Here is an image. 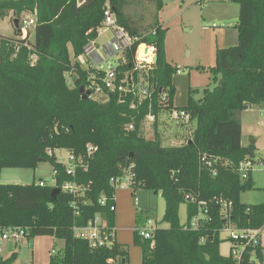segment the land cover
<instances>
[{"label": "trees", "instance_id": "16d2710c", "mask_svg": "<svg viewBox=\"0 0 264 264\" xmlns=\"http://www.w3.org/2000/svg\"><path fill=\"white\" fill-rule=\"evenodd\" d=\"M135 1L0 0V21L9 14L19 23L22 15L36 17L30 32L34 37L31 50L15 46L20 24L19 29L15 27V38L0 37V172L7 168L35 170L43 163L51 164L57 172L54 187H40L35 182L0 184V229L23 228L28 238L64 241L62 256H52L50 264H128L124 245L93 249L76 238L73 229L85 227L97 215L114 222L109 206L116 189L110 181L133 166L132 188L161 193L166 204L163 221L168 224L167 229H157L151 240L135 232L141 264H235L231 256L220 253V233L227 221L214 199L232 203L230 222L237 229L264 225V202L246 205L241 201L242 193L254 189L252 174L243 181L236 171L242 161L255 157V145H242L237 115L264 102V0H229L240 9L238 44L217 50L213 89H205L199 100L190 92L181 109L191 114L196 129L192 139L180 147L164 146L156 127L153 140L142 132L150 113L158 117L163 110L175 108L173 79L177 69L166 60L165 32L157 21L144 28L130 16ZM145 1L156 2L157 12L163 8L162 0ZM107 3L116 9L119 24L132 35L143 37L156 31L155 36L142 39L157 46L151 108L147 102L139 105L132 96L114 94L83 100L80 94L81 86L88 87L80 57L97 39ZM163 95L165 102L161 101ZM128 125L134 130L129 131ZM88 145L98 149L90 157ZM61 149L86 159L87 168L67 175L65 165L55 155ZM203 156L217 162L216 177L202 165ZM66 182L86 186L85 197L63 192ZM54 189L59 193L53 198ZM103 196L106 206L99 203ZM202 203H206L211 221L201 230H191L190 222ZM184 204L187 222L181 225L179 214ZM263 253L260 245L249 247L240 264L262 263ZM15 258L14 253L0 264H12Z\"/></svg>", "mask_w": 264, "mask_h": 264}, {"label": "rangeland", "instance_id": "374dc122", "mask_svg": "<svg viewBox=\"0 0 264 264\" xmlns=\"http://www.w3.org/2000/svg\"><path fill=\"white\" fill-rule=\"evenodd\" d=\"M162 3L165 8L163 14L165 12L166 20V25L163 27L165 45H168V56L171 64L168 63L174 69H184V72L182 75L176 74L174 76L173 84L176 87L175 109L171 111L163 110L160 113L159 124L161 126L159 128L161 132L166 130L169 133L170 138L168 141L172 140L169 142L171 144H168L166 140L164 141L166 147H180L192 139L196 123L192 121L189 124H185L175 119L174 114L177 110L179 111V109L186 106L191 94L190 91H197L191 94L193 99L199 100L203 98L204 90L210 84L209 77L214 76L212 68L215 64L212 61L213 55L210 57L208 54V44L212 39V34L220 31V29L214 30L213 24L225 26L232 23L234 25L232 31L237 33L238 16H234L225 25H222V21L218 19V12L215 9L216 5L230 3L229 0L222 2L214 0H162ZM156 4V2L137 0L129 10L130 16L134 22H138L144 28H150L157 21ZM232 5L238 8L236 4ZM183 7L187 8L184 24H182L179 17L180 9ZM15 19L12 14H9L4 20L0 21V37L15 38ZM23 19H33L36 21L35 15L32 14L22 15L20 20ZM32 30L33 28L31 27L30 32ZM111 36L110 32H106L99 37L96 41L97 47L103 46L107 39H111ZM210 64H213V67H210ZM193 72L195 73L192 75L193 83H189L190 74ZM213 87L214 83H211L208 89L211 90ZM237 119L242 127L243 146L247 147L252 145V143L255 145V167L252 172L254 189L242 193L241 201L246 205L261 204L264 202V102L249 110L240 112L237 115ZM154 127L155 125L150 122H143L142 132L148 140L154 139ZM55 155L58 162L68 165V157L70 155L68 150H56ZM260 164L262 165L260 166ZM53 173V167L49 163L40 164L35 170L7 168L0 172V183L4 185H31L34 182L39 183L40 181H44L48 186L54 187ZM121 185H126V183L123 182ZM121 185L116 194V202L122 199L124 193L126 194V201L124 204L125 208H123L124 206L121 207L122 204L117 206L119 216L122 212V217L116 226L119 230L118 243L124 245L128 250V264H141L142 252L141 248L134 243V228H136L135 226L142 227L147 221H152L158 229H167L168 224L163 221L166 208L165 200L161 193L155 195L154 192L143 188L132 190L127 189L129 186L125 187V189ZM124 190L128 191L124 192ZM135 200H138L137 205L135 204ZM135 217L137 218L136 225H134ZM179 217L181 225H185L187 222V206L185 204L180 208ZM34 239L23 238L16 245L5 243L2 246L1 257L6 260L15 253L16 258L12 264H43L42 260L46 259L49 253L57 258L62 256L65 246L64 241L56 240L51 248H48L46 244H42L35 251L33 246H31ZM220 239L222 241L220 253L224 257H229L232 247L229 233L225 230L221 231ZM261 244L264 247V231L261 234ZM8 245L13 247V251H10V254L7 253ZM52 251H55V255L52 254ZM256 264H264V260L262 263L256 260Z\"/></svg>", "mask_w": 264, "mask_h": 264}, {"label": "built area", "instance_id": "2783aa9c", "mask_svg": "<svg viewBox=\"0 0 264 264\" xmlns=\"http://www.w3.org/2000/svg\"><path fill=\"white\" fill-rule=\"evenodd\" d=\"M19 24L20 36L15 46L17 50L21 45L31 50L30 42L33 35L30 33V29L31 27L34 28L35 21L33 19H23L20 20ZM225 27L231 28L233 25L221 26V28ZM213 28L217 29L219 26L213 24ZM106 32L112 34L111 39H107L103 46L97 47V39ZM149 35L155 36L156 31L145 34L143 37ZM143 37L132 35L125 27L121 26L114 9L109 3L106 4L102 24L97 29V39L85 47L84 53L80 57V61L87 75L88 87L86 89L91 91V96L96 98H108L110 94L112 96L117 94L118 97L132 96L138 101L139 105L147 102L150 108L153 106L154 88L151 83V75L157 64L155 63L157 48L155 45L143 42ZM127 67L128 70H123ZM176 74H182V70L177 69ZM161 101H166V95L162 96ZM132 107H135V104ZM174 118L185 124L192 122L191 114L184 109L177 110ZM145 121L155 124L157 117L150 113ZM127 129L132 131L134 130V126L128 125ZM97 150L96 147L88 145L87 157L92 156ZM201 163L210 172L212 177L218 175L217 162L214 159L203 156ZM254 167V158H247L238 165L236 171L241 180L246 181L249 179L250 174H252ZM65 168L67 175L74 176L78 168H87L86 159L82 157L77 158L73 154H70L68 157V165H65ZM132 169L133 166L127 169V172L122 176L112 178L110 181V184L116 189V193L112 198V204L109 206V210L114 214L117 211L116 194L120 185L125 182L126 185H121V187L125 188L129 186L127 189L133 190L134 173ZM56 174L57 172H54V177ZM38 184L40 187L47 186L44 181H40ZM61 190L75 198H84L87 187L73 182H66L62 185ZM189 199L187 196L186 200L189 201ZM214 202L220 207L221 213L227 221L223 230L229 233V240L232 243L230 256L235 261V264H240L243 253L247 248L261 246V234L264 231V225L259 229L239 230L230 222L232 203L217 197L214 199ZM99 203L101 206H106L107 198L103 196ZM135 204H138V200H135ZM199 206V213L193 217L189 225V229L194 231L203 229L211 221L206 203H202ZM157 229L152 221H147L142 227L136 228V233L144 240H151ZM73 231L76 238L87 242L93 249H112L117 243V228L115 223L108 221L102 215H97L85 227H75ZM23 238H28V231L26 229L11 227L0 229V260L2 259L1 246L3 243H19ZM52 254L55 255V251H52ZM109 262L112 263L113 260Z\"/></svg>", "mask_w": 264, "mask_h": 264}, {"label": "crops", "instance_id": "0c3cea01", "mask_svg": "<svg viewBox=\"0 0 264 264\" xmlns=\"http://www.w3.org/2000/svg\"><path fill=\"white\" fill-rule=\"evenodd\" d=\"M202 1H205V0H202ZM214 1L222 2V1H225V0H214ZM232 4H235V3H231V2L230 3H222V4L220 3L219 5H216L215 9H217L218 19L222 21V23H223L222 25H225V23L227 21H229L230 19L234 18V16L235 17L238 16V19H239V10H240L239 6L236 4L238 6V8H236ZM164 9L165 8L163 7L160 11L157 12V15H158L157 16V24L161 27L162 30H163L164 25H166L165 12L163 14ZM186 10H187V8H185V7L180 9L179 17L181 19L182 24H184V16L186 14ZM229 24H232V23H229ZM232 28H234V25L231 28H229V27L228 28H226V27L225 28H221V26H219V28L214 29V30L220 29V31L214 32L212 34V39H211V41L208 44V54L210 55V57L213 55L212 61H214V64H215V56H216L217 50L230 48V47H233V46L238 44V31H237V33H235L234 31H232ZM210 45H211V47H210ZM165 51H166V57L168 58L167 62H169L171 64V62L169 60L170 58L168 56L169 55L168 45H165ZM210 57H209V59H210ZM172 61H174V60H172ZM210 65H211L210 67H213V64H210ZM183 72H184V69L182 70V74H183ZM182 74H179V75H182ZM193 74H195V73L193 72V73L190 74L191 77L189 78V83L190 82L193 83V77H192ZM211 79H212V76L209 77V83L210 84H211ZM210 84L208 85V87L210 86ZM194 92H197V91L195 90ZM159 117H160V115L157 117V122L154 125H155L157 131L159 132V134L161 136L163 145H164V141L165 140L167 141L168 144H171L169 142H171L172 140L168 141L169 138H170L169 137V133H167L166 130H164V132L160 131L159 127L161 125L159 124V122H160L159 121ZM155 127H154V131H155ZM168 147H170V146H168ZM126 191H128V190H124V192H126ZM117 193H118V191H117ZM125 197H126V194L124 193L122 195V199L121 200L119 199V201H118V199H117L118 202H116V207L120 206L122 204L121 207L124 206L123 208H125V205H124L125 201H126ZM121 217H122V212H121V215L119 216L118 215V209H117L116 214H115V219H114L115 226H117V224L120 221ZM134 223H135L134 225L137 224V218L136 217H135ZM135 227L137 228L138 226H135ZM136 228H134V234L136 232ZM118 235H119V230L117 229V232H116L117 243L119 241ZM55 241H56V239H54L53 237H37V238L34 239V241H32L31 246H33L34 250L37 251L39 249V247L42 246V244H46L48 248H51L53 246V244L55 243ZM5 243L12 244L10 242H5ZM5 243H3L2 246L5 245ZM13 244L16 245L18 243H13ZM24 245H26V243H24ZM261 247H262V244H261ZM12 249H13V247H10L8 245L7 246V253L10 254L11 253L10 251H13ZM262 249H263V252H264V247H262ZM51 258H52V255L49 253L48 257L46 259L42 260L43 264H50ZM2 259H4V258L2 257Z\"/></svg>", "mask_w": 264, "mask_h": 264}, {"label": "water", "instance_id": "95a60500", "mask_svg": "<svg viewBox=\"0 0 264 264\" xmlns=\"http://www.w3.org/2000/svg\"><path fill=\"white\" fill-rule=\"evenodd\" d=\"M114 11L116 12V9L114 8ZM14 24H15V27L16 28H18L19 29V20L18 19H16L15 21H14ZM156 46V45H155ZM156 48H157V46H156ZM158 62V56L155 58V63H157ZM72 81L75 83L76 81H77V75L76 74H74L73 75V78H72ZM80 94L82 95V98H83V100H89L90 99V97H91V91L90 90H86V87L85 86H81L80 87ZM110 97H112V94H110ZM191 143V142H190ZM252 145H254V143H252ZM59 193V190L58 189H54L53 191H52V197L54 198V197H56L57 196V194ZM158 193L157 192H155V195H157Z\"/></svg>", "mask_w": 264, "mask_h": 264}]
</instances>
